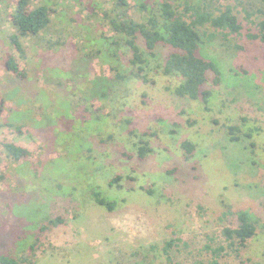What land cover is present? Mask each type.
Returning a JSON list of instances; mask_svg holds the SVG:
<instances>
[{"label": "rangeland", "instance_id": "rangeland-1", "mask_svg": "<svg viewBox=\"0 0 264 264\" xmlns=\"http://www.w3.org/2000/svg\"><path fill=\"white\" fill-rule=\"evenodd\" d=\"M15 1L0 0V252L60 217L36 264L208 262L205 246L225 244L223 229L247 211L259 222L256 235L219 262L264 264V43L247 37L264 18V0L211 1L232 5L243 30L225 39L200 29L202 55L221 71L207 104L173 94L181 79L163 74L171 49L162 44L151 53L139 41L145 78L135 76L130 49L104 16L110 0H33L32 9L51 5V22L25 37L10 22ZM183 1L201 0H170ZM129 4L126 16L141 21L139 3ZM9 56L20 74L7 69ZM228 126L241 128L238 142ZM142 139L153 149L144 161ZM4 143L31 156L14 163ZM93 190L115 211L97 205ZM174 237L167 260L161 249Z\"/></svg>", "mask_w": 264, "mask_h": 264}, {"label": "trees", "instance_id": "trees-1", "mask_svg": "<svg viewBox=\"0 0 264 264\" xmlns=\"http://www.w3.org/2000/svg\"><path fill=\"white\" fill-rule=\"evenodd\" d=\"M96 1L89 0L90 5ZM211 1L201 0L195 3L183 1L178 4L177 2H170V0H136V3H139L138 10L143 14L142 20L137 21L126 16L131 8L130 0H110L112 6L110 10L104 11V16L112 30L123 38L124 45L130 49L133 56L131 65L134 69L139 70L135 75L136 77H142V65L145 63L139 41L141 40L151 53L158 45L162 44L171 49L163 67V74L165 76H178L181 79L180 83L172 89L173 94L192 101L202 100L207 104L212 97V91L207 89V86L211 82L214 86L220 85L221 71L215 61L202 55L200 29L211 27L225 39L240 35L243 30L236 9L232 5L224 4L219 7H212ZM32 3L33 0H16L13 12L10 14V22L20 37L37 36L51 22V5L45 4L32 9ZM94 5L95 7L100 6V4ZM256 27L257 32L248 33L247 37L251 41L264 43V18L256 23ZM16 45L18 50L22 48L17 41ZM6 66L12 73L20 74L14 57L9 56L7 58ZM113 69L115 70V67ZM116 76L124 78L120 73H117ZM4 112L5 102L0 98V119ZM241 132V128L237 126L227 127V133L232 142L240 140L238 134ZM252 133L253 129L250 127L244 135L252 138ZM143 136H148V134ZM136 147L140 161L146 160L153 151L148 141L143 139ZM3 148L7 157L14 163L26 160L31 156L28 149L15 143H4ZM183 148L190 155L194 146L185 142ZM120 179L121 177H116L110 182V185H114ZM91 196L97 205L109 212H113L117 208L116 202L108 200L98 191L93 190ZM237 218L239 222L237 227H225L222 231L225 244L214 246L211 242L205 246L211 252V259L208 262L197 261L194 264H220L219 260L224 254L228 252L238 254L247 247L248 241L256 235L259 222L247 211L238 212ZM48 223V225L40 226L34 231L31 241H24L19 236L8 244L0 252V264H36L38 255L46 249L47 233L51 228L62 225L64 219L55 217L50 219ZM179 240L174 237L164 243L161 254L167 260H171V252ZM151 250L154 253L159 252L157 247H152Z\"/></svg>", "mask_w": 264, "mask_h": 264}]
</instances>
